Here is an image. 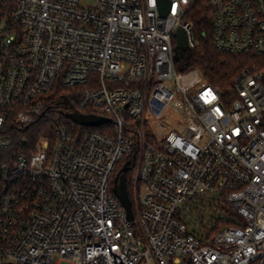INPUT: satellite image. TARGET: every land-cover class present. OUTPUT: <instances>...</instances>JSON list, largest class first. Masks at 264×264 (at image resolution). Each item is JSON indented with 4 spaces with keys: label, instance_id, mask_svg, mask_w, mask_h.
Listing matches in <instances>:
<instances>
[{
    "label": "built area",
    "instance_id": "built-area-1",
    "mask_svg": "<svg viewBox=\"0 0 264 264\" xmlns=\"http://www.w3.org/2000/svg\"><path fill=\"white\" fill-rule=\"evenodd\" d=\"M86 1L0 0V264H264V68L223 94L176 60L199 1L218 50L264 56V0Z\"/></svg>",
    "mask_w": 264,
    "mask_h": 264
},
{
    "label": "trees",
    "instance_id": "trees-1",
    "mask_svg": "<svg viewBox=\"0 0 264 264\" xmlns=\"http://www.w3.org/2000/svg\"><path fill=\"white\" fill-rule=\"evenodd\" d=\"M211 11V6L205 2L199 1L191 6L188 19L191 20L193 25L196 46L188 48L180 54L177 67L181 70L200 68L205 82L218 87L224 94L230 91L237 75L244 67L256 63L264 68V56L218 50L213 42L214 24ZM69 94L67 88H57L49 96L50 105L59 107L63 97H69ZM57 115L59 113L54 111V116ZM45 134L46 129L42 128L37 131L36 136L39 137ZM128 159L130 160L131 156ZM127 178L130 185L129 172Z\"/></svg>",
    "mask_w": 264,
    "mask_h": 264
},
{
    "label": "water",
    "instance_id": "water-1",
    "mask_svg": "<svg viewBox=\"0 0 264 264\" xmlns=\"http://www.w3.org/2000/svg\"><path fill=\"white\" fill-rule=\"evenodd\" d=\"M160 3V9L163 15L167 14V11L170 7V1L169 0H159ZM178 36V44L176 46V60H179L180 54L188 49V42L186 39L185 32L182 28H180L177 32ZM64 104L69 107H74L73 104L70 103V100L68 98H65ZM67 117L71 118L77 123L84 124V125H100L102 123H105L107 121H110L107 118H103L100 116L95 115H87L82 114L78 111L67 113ZM130 169V161H127L124 166L121 169V175L120 178L116 179V185H115V192L119 199L122 201L123 205L126 207L128 211V216L130 220L134 219V214L132 210V200L130 197V193L128 190V184H127V171Z\"/></svg>",
    "mask_w": 264,
    "mask_h": 264
},
{
    "label": "rangeland",
    "instance_id": "rangeland-1",
    "mask_svg": "<svg viewBox=\"0 0 264 264\" xmlns=\"http://www.w3.org/2000/svg\"><path fill=\"white\" fill-rule=\"evenodd\" d=\"M88 1L89 0H87L86 2ZM178 72L181 77H183V81L189 87L199 88L205 82V80L202 78L203 75L202 70L200 68H190L185 70H181L180 68H178ZM52 115H54V112L52 113ZM46 123H49L47 119L35 124L31 128H29L27 132L36 134L39 129L46 127Z\"/></svg>",
    "mask_w": 264,
    "mask_h": 264
},
{
    "label": "flooded vegetation",
    "instance_id": "flooded-vegetation-1",
    "mask_svg": "<svg viewBox=\"0 0 264 264\" xmlns=\"http://www.w3.org/2000/svg\"><path fill=\"white\" fill-rule=\"evenodd\" d=\"M62 107H65V105H62Z\"/></svg>",
    "mask_w": 264,
    "mask_h": 264
}]
</instances>
